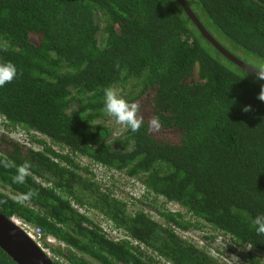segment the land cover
Here are the masks:
<instances>
[{
    "label": "trees",
    "instance_id": "trees-1",
    "mask_svg": "<svg viewBox=\"0 0 264 264\" xmlns=\"http://www.w3.org/2000/svg\"><path fill=\"white\" fill-rule=\"evenodd\" d=\"M183 1L264 74V0ZM2 62L18 75L0 87V214L53 238L64 264H226L188 242L192 230L227 240L224 258L264 257V80L178 0H0ZM109 87L140 106V130L113 137ZM94 167L142 196L116 198ZM0 264L16 263L0 248Z\"/></svg>",
    "mask_w": 264,
    "mask_h": 264
},
{
    "label": "rangeland",
    "instance_id": "rangeland-1",
    "mask_svg": "<svg viewBox=\"0 0 264 264\" xmlns=\"http://www.w3.org/2000/svg\"><path fill=\"white\" fill-rule=\"evenodd\" d=\"M106 125H108L109 128L112 130L114 138H119L121 136L123 126H122V124L118 123L115 119H113V117L109 116V118L106 122ZM2 131H7V130L2 129V126L0 125V132H2ZM9 137H11L12 139H14L15 141H18V142H27V140L24 139L23 135L12 134L9 132ZM27 143H29V142H27ZM77 163L80 166H87V162H85V160H82V159H79ZM94 168H96V169L94 172H92L93 175H91V176L93 178H91V179L92 180L93 179L94 180H102V181L108 182L110 184L109 188L111 189V191H113V194L115 195L116 198L122 199V200L126 199L125 202L131 206V205H133V204H131V201H129V198L131 196L134 198H140L142 196L141 189H139V187H134L133 184H131L130 182L127 184L126 179L124 177L122 179L116 175L114 177V179L112 178L110 181H108L107 178L109 177L110 173L107 174V173H105V171L103 169L98 168V167H94ZM160 202L163 203L162 200L157 201L156 203L153 204L154 207L159 208ZM134 204H135V206L133 207V209L139 208V206L136 203H134ZM164 205L165 206H163V207H165L166 210L178 211V208L175 204L168 203V204H164ZM91 217H93V216H91ZM99 223H101V222H99ZM206 232L207 231L203 232V231L192 230V231H189L188 233H186L185 235H183V234L182 235L184 236V238L187 237L188 242H190V243L194 242V243L198 244L200 249H202L204 252L207 253V255H209L214 260H217L218 262H223V263L226 262V264H248L247 258H248V255L250 254L249 250L244 249V248H239L237 250L238 256H235V257L229 256V258H224V257H222L221 254L226 253V249L224 248V246L227 244V240L220 241V239H218V238L217 239H213V238L209 239L213 235H211V233H208V232H207L208 234H206ZM109 234H110V236L119 237L118 235H116L115 232H110ZM48 243H49V245H52V246L56 245L55 243H50V242H48ZM61 263L64 264L63 262H61ZM253 264H264V257L256 256V261Z\"/></svg>",
    "mask_w": 264,
    "mask_h": 264
},
{
    "label": "clouds",
    "instance_id": "clouds-1",
    "mask_svg": "<svg viewBox=\"0 0 264 264\" xmlns=\"http://www.w3.org/2000/svg\"><path fill=\"white\" fill-rule=\"evenodd\" d=\"M18 75L17 68L12 62L0 63V87L11 83ZM259 79L264 80V76H259ZM261 96V95H260ZM260 98V97H259ZM140 106L137 103H129L125 100L114 88H106L104 91V106L103 110L115 120L128 127L132 132L140 130L144 123L143 117L139 115ZM248 111L247 108L244 109ZM160 126L157 118H152L149 121V127L153 130ZM30 165L25 162L17 169L18 175L14 177V182L23 183ZM10 221V219H8ZM259 233L264 234V214L259 215L255 219ZM54 264V263H53Z\"/></svg>",
    "mask_w": 264,
    "mask_h": 264
},
{
    "label": "water",
    "instance_id": "water-1",
    "mask_svg": "<svg viewBox=\"0 0 264 264\" xmlns=\"http://www.w3.org/2000/svg\"><path fill=\"white\" fill-rule=\"evenodd\" d=\"M182 8L188 15L189 19L195 23L201 32V35L211 42V44L228 60L236 64L238 67L255 74L256 76H264L263 73L256 71L234 56L229 54L224 48L218 45L208 33L200 26L194 15L186 6L183 0H178ZM0 248L7 253V255L16 264H53L36 245L17 227H15L7 218L0 214Z\"/></svg>",
    "mask_w": 264,
    "mask_h": 264
},
{
    "label": "built area",
    "instance_id": "built-area-1",
    "mask_svg": "<svg viewBox=\"0 0 264 264\" xmlns=\"http://www.w3.org/2000/svg\"><path fill=\"white\" fill-rule=\"evenodd\" d=\"M10 222L15 227L19 228L52 263L62 264L61 262L63 261L54 255L49 247L50 245L48 242L55 243L56 245L54 246L59 245V243L53 238H46L38 228L29 225L18 218L11 217Z\"/></svg>",
    "mask_w": 264,
    "mask_h": 264
}]
</instances>
